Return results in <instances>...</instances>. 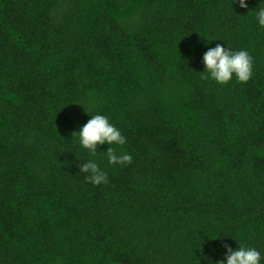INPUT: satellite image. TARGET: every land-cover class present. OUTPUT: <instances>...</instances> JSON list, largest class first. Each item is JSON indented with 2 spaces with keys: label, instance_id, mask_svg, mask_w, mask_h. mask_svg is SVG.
I'll return each mask as SVG.
<instances>
[{
  "label": "trees",
  "instance_id": "trees-1",
  "mask_svg": "<svg viewBox=\"0 0 264 264\" xmlns=\"http://www.w3.org/2000/svg\"><path fill=\"white\" fill-rule=\"evenodd\" d=\"M246 2L0 0V264L264 257V29ZM217 43L250 52L247 83L201 79ZM98 113L132 163L98 153L93 186L72 133Z\"/></svg>",
  "mask_w": 264,
  "mask_h": 264
},
{
  "label": "clouds",
  "instance_id": "clouds-1",
  "mask_svg": "<svg viewBox=\"0 0 264 264\" xmlns=\"http://www.w3.org/2000/svg\"><path fill=\"white\" fill-rule=\"evenodd\" d=\"M240 8H247L246 0H233V4ZM258 29H264V0L251 13ZM205 40V42L214 41ZM222 41V40H220ZM226 44L217 43L215 47L208 48L201 57L203 71L201 79L213 81L219 85H227L233 78L240 83H247L253 75V57L247 49L234 50ZM75 134L80 148L87 151L90 159L79 165V172L86 174L85 180L93 186L108 183V174L101 168L95 157L103 153L108 165L125 166L132 163V155L122 151L127 143L126 137L110 118L103 114L91 115L90 119L79 128ZM106 145V151H97L99 146ZM223 259L215 264H261L264 260L261 252L255 247L240 245L233 249L224 245Z\"/></svg>",
  "mask_w": 264,
  "mask_h": 264
}]
</instances>
